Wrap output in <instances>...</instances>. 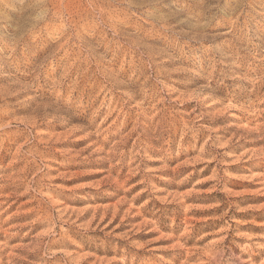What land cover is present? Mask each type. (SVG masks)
I'll list each match as a JSON object with an SVG mask.
<instances>
[{
	"label": "rangeland",
	"instance_id": "obj_1",
	"mask_svg": "<svg viewBox=\"0 0 264 264\" xmlns=\"http://www.w3.org/2000/svg\"><path fill=\"white\" fill-rule=\"evenodd\" d=\"M0 264H264V0H0Z\"/></svg>",
	"mask_w": 264,
	"mask_h": 264
}]
</instances>
